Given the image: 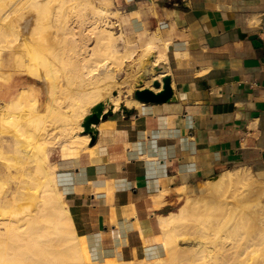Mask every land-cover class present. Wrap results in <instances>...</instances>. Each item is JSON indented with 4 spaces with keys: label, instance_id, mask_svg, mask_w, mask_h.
Listing matches in <instances>:
<instances>
[{
    "label": "crops",
    "instance_id": "1",
    "mask_svg": "<svg viewBox=\"0 0 264 264\" xmlns=\"http://www.w3.org/2000/svg\"><path fill=\"white\" fill-rule=\"evenodd\" d=\"M111 3L136 49L123 46L138 54L129 58L131 75L120 73L128 83L113 89L128 111L113 110L95 125L93 143L88 135L85 149L64 146L50 161L73 209L87 217L91 241L96 245L101 232L107 254L138 258L161 237L158 216L210 178L232 167L264 175V0ZM121 40L127 43L122 31ZM165 75L170 101L134 98L136 88H151L150 80ZM15 82L9 98L23 87L44 111L45 81L24 75ZM14 139L9 135L10 146Z\"/></svg>",
    "mask_w": 264,
    "mask_h": 264
},
{
    "label": "bare ground",
    "instance_id": "2",
    "mask_svg": "<svg viewBox=\"0 0 264 264\" xmlns=\"http://www.w3.org/2000/svg\"><path fill=\"white\" fill-rule=\"evenodd\" d=\"M92 1L52 6L50 0H0V264H97V258L110 264H141L144 258V264L153 259L157 261L152 264H190L194 256L185 252L187 247H183L189 242L181 240L178 226L202 217L189 199L158 216L161 237L152 247L145 245L142 257L105 254L101 252V232L95 233L99 240L93 246L85 228L87 217L73 209L60 185L57 163L50 161L56 149L87 147L89 136L80 133V123L90 108L101 100L105 108L113 104L115 110L120 105L119 92L111 101L103 99L116 84L111 61L135 56L124 46L117 49L121 31L113 32L101 21L99 16L108 7ZM83 6L94 12L89 21L81 16ZM24 75L45 81L49 99L44 111L36 109L37 97L23 87L9 98L15 78L20 81ZM130 75L128 72L126 77ZM55 123L60 139L58 134L53 139L46 136ZM9 135L15 137L12 146ZM224 177L212 190L225 199L242 194L231 187L240 185L245 175ZM219 206L215 218L209 212L203 217L218 218L221 232L214 244L216 252H205L204 262L264 264V206L260 212L227 200ZM88 221L95 225L91 211ZM198 228L193 226L195 231Z\"/></svg>",
    "mask_w": 264,
    "mask_h": 264
},
{
    "label": "rangeland",
    "instance_id": "3",
    "mask_svg": "<svg viewBox=\"0 0 264 264\" xmlns=\"http://www.w3.org/2000/svg\"><path fill=\"white\" fill-rule=\"evenodd\" d=\"M43 1H46V0H43ZM50 1H51L52 6H57L61 3H64L63 5L68 6L71 3L73 4L74 2H76V0H50ZM92 2L95 5H99V6L105 4L103 0H93ZM105 6L108 7L107 8L108 12L106 11L105 13L101 14L102 16L104 15L103 19H102V16H99L101 21L105 20L103 22L107 23V26L109 25V27L113 30V32H116V31L118 32L119 30L122 31L123 37L127 41V43H125L123 40H118L116 42L117 49L120 51L124 44H127V47L129 49H134V48L136 49V46L135 45L132 46L130 41L126 38V33L124 30L125 20L122 17V13L120 12V10H117L112 5L111 0H108V4H105ZM92 11L93 10H91V12ZM82 12L85 14H82ZM80 13H81V16L84 15L83 16L84 20L89 21L94 12L90 13L89 6H83L81 8ZM137 55L138 54L136 52L134 57L136 58ZM133 61L134 60H132V62ZM111 64H112V70H113V78L116 80V84L112 88V90L105 95V97L103 98L104 100L106 99L110 100V98L113 97L112 96L113 89H120L121 84L128 83L126 82V80L120 81L119 77H120V73L123 75H126V72L131 70V67L128 66L129 60H127V58H123L121 61H115V60L111 61ZM102 69L100 68L98 70V73H101ZM133 76L135 75L132 74L131 77ZM117 92L121 93L120 90H118ZM55 126H56V123L49 126V129L47 130L48 133L46 136L48 137L50 136L51 139H53L52 137L58 134L57 136L60 139L61 134L59 133L61 131L60 129L55 128ZM58 138L56 137V139ZM46 147L49 149L51 145L46 144ZM53 152L54 153H52L51 155L52 160H54V154L56 151H53ZM231 173H238V174L245 175V180L242 183H240V185L237 184L239 186L236 185V187H233V186L231 187V188H237V190H239L238 192L242 191L241 192L242 194H239L234 197H228L225 199L224 195L222 194L220 195L219 192H215L214 190H212V187L216 183H218L220 180H223V178H225L224 176H227L228 174H231ZM186 199H189L191 203H194L198 214L202 218L194 219L192 222L184 221V222L179 223L178 231L181 232V235H180L181 240H183L182 238H184V240H187V242H189V245H186V246L182 244L184 245L183 248L187 247L185 252L193 253V256H194L193 262H191L190 264H208L204 262L205 254H206L205 252H216V247H214V244L217 241L218 237L220 236L221 232H220V227L217 224L218 218L213 219L212 217L206 220L204 219L206 217L205 215H207L209 212V213H212L215 218V216L221 211L219 202L221 203L222 200L223 201L227 200L229 203L233 205H245V208L249 210L260 212L264 206V175H258L256 171H253L245 167H232L227 170H224L223 172L218 173L216 175V178H210L207 182L203 183L194 194L187 196ZM0 212H1V209H0ZM0 218H1V213H0ZM194 225L199 226L197 231L193 229ZM91 243L93 246L95 245L93 241H91ZM101 252H104L105 254L108 253V252H105L104 250ZM154 261H157V260L153 259V261H150V263L152 264V262ZM94 262L97 264L98 263L99 264H110V262L104 258L94 259ZM144 262H146L145 258L143 261H140L141 264H144ZM180 264H189V262L180 263Z\"/></svg>",
    "mask_w": 264,
    "mask_h": 264
},
{
    "label": "water",
    "instance_id": "4",
    "mask_svg": "<svg viewBox=\"0 0 264 264\" xmlns=\"http://www.w3.org/2000/svg\"><path fill=\"white\" fill-rule=\"evenodd\" d=\"M160 81L162 82L161 90L158 92H154L151 88L160 87ZM151 88H136L133 91V96L140 102H152V103H162L170 101L173 97L172 89L170 87V76L165 75L161 78V80H152ZM113 95H116V92H113ZM106 101H109L108 99ZM121 110L127 112L128 109L124 105L119 106ZM113 112V104H110L107 108H105V101L96 102L91 108L90 112L86 114L82 121V133H87L90 136V143H93L97 130L95 125L99 123L100 120L105 119L107 116L111 115ZM215 177V176H214Z\"/></svg>",
    "mask_w": 264,
    "mask_h": 264
}]
</instances>
